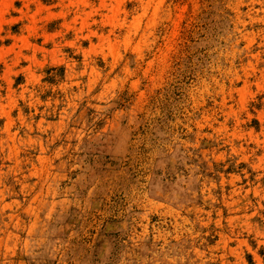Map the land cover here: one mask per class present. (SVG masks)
Instances as JSON below:
<instances>
[{"label": "rangeland", "instance_id": "374dc122", "mask_svg": "<svg viewBox=\"0 0 264 264\" xmlns=\"http://www.w3.org/2000/svg\"><path fill=\"white\" fill-rule=\"evenodd\" d=\"M0 264H264V0H0Z\"/></svg>", "mask_w": 264, "mask_h": 264}]
</instances>
